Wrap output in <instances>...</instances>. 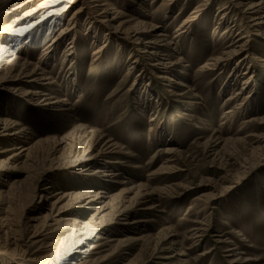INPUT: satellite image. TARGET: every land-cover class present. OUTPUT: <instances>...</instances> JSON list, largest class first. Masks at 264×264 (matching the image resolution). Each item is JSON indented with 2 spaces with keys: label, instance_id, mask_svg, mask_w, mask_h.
I'll list each match as a JSON object with an SVG mask.
<instances>
[{
  "label": "rangeland",
  "instance_id": "obj_1",
  "mask_svg": "<svg viewBox=\"0 0 264 264\" xmlns=\"http://www.w3.org/2000/svg\"><path fill=\"white\" fill-rule=\"evenodd\" d=\"M133 1L110 0L118 23L132 19L156 24L168 40L176 35V29L200 3L198 0H181L167 9L161 5L163 0ZM214 2L186 33L173 40L175 50L171 46L158 47L166 64L177 61L173 74L168 76L188 86L186 90L180 86L167 88V81L157 79L158 72L141 59L140 48L132 41L116 39L111 30L107 34L112 45L95 64H92V59L96 58L93 51L101 45L102 35L97 34L98 43L91 37H84L86 41L76 47L80 63L71 80L75 86L72 90L66 89L68 65L63 64L61 49L55 50L53 61L37 62L77 6L66 12L62 24L49 30L42 28L30 39V46L21 50L22 58L38 66L50 78L47 81L50 85L41 91L46 92L49 88L53 97L65 100L60 105L72 111L69 115H53L16 99L14 94L20 95L30 88L20 85L16 87L18 92H11L17 82H1L12 77L15 71L8 67L6 55H0V119L19 124L11 133L21 128L26 131V138L21 142L0 138V153L11 150L15 143L27 148L30 142L43 141L30 157L19 159L7 171V177H0V218L7 225V236L14 239L11 246L0 244V264H29L24 260L46 255L33 254L34 250L30 249L29 255L23 257L9 249L16 244V249L25 250L33 231L27 219L36 220L48 214V208H42L46 202L41 198L49 191H36V185L44 189L53 187L51 192L69 195L104 192L111 196L110 199H115V205L120 200V187L103 186L88 176L92 168L72 162L75 156L88 151L89 155L98 152L100 145L90 147L89 144V132L92 131L104 136L101 144L109 140L116 145L117 150L107 155L112 170L124 173V178L135 185L150 189L168 186L171 193L154 196L152 202L158 205L154 212H142V207H138L134 219L149 222L139 224L132 233L123 232L122 226L115 225L111 213L114 205L85 208L74 198L65 199L60 206L65 205L64 216L69 221L62 223L54 240L59 242L60 253L72 252L77 241L87 235L89 238L85 240L87 244H82V251L105 243V239L111 241L98 256H86L90 262L109 255L107 264H231L232 258L225 251L236 246L241 257L251 261L243 263L242 259L233 264H264V161L261 160L264 144L257 141L258 137L264 138V40L254 36L255 30L246 23L240 24L239 18L234 16L236 13L229 14L226 24L218 27L220 16L217 13L226 0ZM12 8L13 3L0 0V30L15 18ZM82 17L78 20L81 30L86 27ZM233 20L237 26L232 29L233 35L223 34L225 26L234 25ZM91 22L93 27H99L95 21ZM241 29L249 41L242 56L245 58L243 65L236 70L238 58H235L213 68V60L232 49L235 34ZM133 61H137L132 65L136 68L130 70ZM139 75L143 78L142 83L135 81ZM248 76H251L250 82L243 86V80ZM146 85L150 92L145 95L150 97H144ZM242 87L245 88L241 92L245 105L234 114L226 115L228 110L241 104V98L226 101ZM183 89L187 98L177 99L175 95ZM197 102L199 106L195 110H186L187 105ZM151 119L153 122H149ZM77 127L84 129L76 130ZM31 135H34L33 139L28 140ZM236 139L240 141L238 144L227 143L218 154L207 146L209 140ZM61 141L66 145H59ZM169 149L175 151L173 155L166 153ZM12 154L5 152L0 159L7 160ZM243 160H246V170L238 167ZM113 162L120 163L113 166ZM163 167L167 169L162 171ZM199 195H204L200 201L192 200ZM128 197L127 202L132 196ZM189 206L191 210L187 213ZM83 224L85 227L81 232L84 234L75 232ZM42 225L43 220H38V227ZM197 226L202 227L203 235L201 233V237L194 240L190 235L191 228ZM141 237L140 241L132 240ZM44 239L50 240L49 237ZM179 250L185 255L180 258L183 261L172 258ZM84 256L76 254L72 263L79 262Z\"/></svg>",
  "mask_w": 264,
  "mask_h": 264
},
{
  "label": "bare ground",
  "instance_id": "obj_2",
  "mask_svg": "<svg viewBox=\"0 0 264 264\" xmlns=\"http://www.w3.org/2000/svg\"><path fill=\"white\" fill-rule=\"evenodd\" d=\"M6 1H9V3H13V8L11 9V11L13 13L12 15L15 18L12 20L9 26L0 30V44L5 45V46H0V55L1 56L6 55L5 57L8 59V67L13 68L15 74L9 79H2V80L0 79V80L1 82H6V81L17 82L15 87L10 89L11 92H18L19 90L16 88L17 86L20 85L28 86L30 88L28 91L21 92L20 95L19 94L16 95L14 93L12 94L16 96L15 97L16 99H21L22 101H25L32 106L42 108L44 110H47L49 113L58 116L69 115L72 111L67 107L64 108V106H61L60 104L65 103V100H61L58 97H53L54 94L51 92L49 88L45 90L46 92L41 91L44 90L43 88L48 87L50 85V82H47L50 80V78L45 73V71L39 69V67L36 65H31V63H29L27 60L22 58L21 50H25V47L30 46L31 44L30 39L33 37L34 34H37V32H39L42 28L47 27V29L49 30L51 27L53 26L55 27L57 24H62L66 12L73 6H77L72 11V13L66 17L65 25L58 30V33L54 36L51 42L43 50V53L37 62L38 64H40L39 62L41 61L44 62L45 64V62L53 61V55L55 53V50H57L58 48L59 50L61 49V57L63 58V64L68 65L66 70V74H68V76L64 82L65 83L64 85H66L65 88L68 90L74 89L75 84H72L71 80H73L76 67L80 63V60L77 57L78 52L76 47L86 41L84 37L87 36L91 37L93 42L95 40L98 43L99 37H97V34L102 35L103 41L101 45L98 44L93 51V56H95L96 58L92 59V64H95L96 62H99L101 60L103 54L105 53V51H107V48L110 45H112V39H110L107 34V32H110V30H111V34H113L116 37V39L118 40L122 39L127 42L132 41L140 48L141 51L139 52L142 57L141 59H144L147 62L148 67L158 72L157 79L162 81H167V88L176 89L177 86H180L186 90L188 89V86L184 85L183 83H180L175 78L173 77L171 78L168 76L169 74H173V70H174L173 68L178 64L177 61L174 63L166 64L162 54L160 55V52H158V47L159 45L171 46L175 50L176 44H174L173 40L179 37L180 35H182L183 33H186L190 25L196 19H198L204 13H206L209 7L212 5V3H215L214 0H200V1L198 0L197 2L200 3L196 5L195 9L189 14V16L182 21V23L175 31L176 35L171 40L170 39L168 40L166 39V36L160 32V27L156 24L151 25L142 21L135 22L132 19L118 23L117 14L114 11V6H111L110 0H6ZM37 1L38 3L35 4ZM127 1L131 3L134 2L133 0H127ZM180 1L181 0H163L161 5L162 7L169 9L173 5L180 3ZM184 1L186 0H183V2ZM234 13H236L234 16L236 18H239L238 20L240 21V24L243 21L244 23L247 24V26H249V28L255 30L256 33L254 34V36L262 37L264 40V0H226V2L223 4V7L219 9L217 13V16H220V19L218 20V27L225 25L226 21L230 18V17L227 18V16L229 14L232 15ZM82 16L84 17V22L86 23L85 25L86 27L85 28L83 27V30H81L78 27L79 25L78 20ZM91 20L95 21V23H97L99 27L98 28L93 27L92 24L94 23H92ZM233 21H235L233 22L234 24L233 26H229V27L225 26L224 28L225 31L223 32V34L233 35L232 29H234L235 27L237 28V26L235 25L236 20ZM239 26L241 27L242 25ZM235 35H236L234 37L235 41L233 42L232 49L225 53H222L219 58L213 60V64H212L213 68L215 67L218 68L223 64L229 63L235 58H238V60L235 63L236 70L243 65V63L245 62V58L242 56L246 52L247 44L249 41L246 40L247 37L245 36L246 34L244 33L243 29L238 30ZM68 39L70 41L66 43V40ZM136 63L137 61H133L129 69L133 70L134 68H136V66L135 67L132 66ZM204 68L208 70L207 66H204ZM250 77L248 76L247 79L243 80L244 81L243 86L246 85L248 82H250ZM138 78L139 79L136 78L135 81L138 83H142L143 78L140 75L138 76ZM145 88L146 89L143 92L144 97H150L149 95L148 96L145 95V93L150 92V90H148L147 88V85ZM184 89L183 91H179V93L175 95L177 96V99L179 98L181 100L186 97V94L184 93ZM244 90L245 88L242 87L241 91L238 92L236 95H231L230 97H228L226 101L227 103L240 98L242 101L241 104H239V107L228 110L226 112V115L234 114L235 111L239 110L241 107L245 105V104L243 105L244 99H242V93H241ZM197 106H199V102H197L196 104L190 103L189 105H187L186 110L192 112L197 108ZM149 122H153V119H151ZM16 126H19V124H15L10 120L0 119V138H9L13 142H21L22 139H25L26 138L24 134L26 133L25 129L22 128L19 130L17 129L18 131L11 133L13 127ZM80 128L82 130L84 129L82 127H77L76 130L77 129L79 130ZM89 136L91 137L90 138L91 142H89L90 147L94 145L97 146L100 145L98 152L95 155H89L88 154L89 151L87 153H83L82 155L79 154L80 156L79 157L75 156L74 161L72 162H74V164L76 165L82 164L84 166H88L89 168H92L90 171V175L88 176H90V178L100 181L103 184V186H111L110 187L111 189L112 186L118 188L120 187V190L118 192V194H120L121 196L118 198L120 200L117 201V204L115 205V199L113 198L110 199L111 196L110 197L107 196V193L104 192L100 193L99 191V193H95V194H93L94 192L92 191L86 193L78 192V194L69 195L68 193L64 194L59 191L58 193L51 192L53 190V187L48 186L47 188L44 189L42 188L41 185H36L35 187L36 191H41L43 193L45 192V190L49 191L48 194H45L46 196H42L41 198L43 199V201L46 202L45 204H43L42 208L45 209L48 208V214L36 220L27 219L30 222L29 224L33 228V231L28 238L29 240L27 239L28 243L26 244V247L23 246L25 247V250L19 249L20 250L19 251L18 249H16L18 248L16 247V244L14 245V248L9 247V249L14 253L17 254L19 253L20 256L24 255L23 257H27V255H29L30 249L34 250L32 251L33 254L41 252L46 255L39 259H27V260L23 259L24 263L26 261L29 264H104V263L107 264L109 262L110 259L109 255H106L100 259L97 258L91 262L87 260L89 257L98 256L101 249L104 250L103 248L107 247V244L110 243L111 241L105 239V243L99 244L97 246L88 247L87 250L82 251L81 250L82 244H87V241L85 240L89 238L86 234H85L86 237L79 239L77 241V244L75 243L76 248L72 252L70 253L66 252L63 254L59 252V242L58 241L55 242L54 240L56 239L57 232L60 229L62 223L69 221L66 218V216H64L63 208L65 207V205L60 206V204L65 199L74 198L76 199V201L81 203L82 207L85 208H88L89 206L92 205L93 206L114 205L111 208V213L113 215V220L115 222V225L122 226L123 232L132 233L135 232L137 228H139L140 226L139 224L149 222V221H140L134 219L133 217L134 213L139 211L138 207L140 208L142 207L140 209V211L142 212H154L156 211L155 209L158 208V205L155 204L156 202L155 203L152 202L154 196L169 195V193H171L170 192L171 190L170 188H168V186L167 187L162 186V188H158V189L157 188L150 189L145 185H135V183L131 182L130 179L126 180L124 178V173H120L118 170L114 171L112 170V167L108 166L109 163L107 161L108 159L107 155L112 154V151H114L117 148L116 145L112 144V142L109 140L101 144L103 142L104 136L101 135L100 132L98 131L89 132ZM33 137L34 135H31V137L28 140H32ZM257 139L258 142L262 141L264 144L263 137H258ZM42 142L43 141L40 140L39 141L37 140V142L35 143L30 142L28 143L29 147L27 148H25L26 146L19 147V145H17L18 143H15L14 147L11 150L3 151L2 153H0V157L1 154L5 152L13 153L12 155H10V158L7 160L0 159V177H7L6 176L7 171L11 170L13 165L19 159H22L24 157H30V155L33 154V151L36 150V148L39 147V145ZM238 142L240 141L237 139L235 141L226 140L224 142L209 140L207 142V146L210 150L214 151L215 154H218L219 149L220 148L222 149L225 145H227V143L234 145V143L238 144ZM59 145L61 146L66 145V142L61 141ZM174 152L175 151H173L172 149L166 150V153L168 155H173ZM262 156H264V154ZM262 159L264 161V157H262L261 160ZM245 161L243 160L238 165V167L244 169L245 166L247 165ZM119 163L120 162L118 163L113 162L112 164L114 166V164H119ZM166 169L167 168L165 167L161 168L162 171ZM13 185L14 183L12 184V186ZM130 195L132 197L127 202L126 199ZM203 196L204 195L195 196L192 200L200 201L203 198ZM171 197L172 196H170V198ZM205 199L209 201L211 200V198H206V197ZM108 202L109 204H107ZM99 210L101 209L98 208V211ZM190 210L191 207L189 206L187 213H189ZM40 219L43 220V225L38 227V220ZM196 219L198 220L197 217ZM120 221H124L125 223L122 224L120 223ZM84 227H85L84 224L83 226L81 225L80 227H78V230H76L75 232H78L79 234H84L83 232H81L82 229H84ZM191 230L192 233L190 235L192 238H194V240L201 237L200 234L202 233V227L200 228V226L199 227L197 226L195 228H191ZM7 231L8 230L5 220L0 218V244H2L3 246H11L14 244L13 237H8ZM45 237H49L50 240L46 241L44 239ZM142 238L143 237L134 238L132 240L140 241L142 240ZM227 249L228 250H226L225 252L228 253V256H231L232 258L231 264L242 261L243 259L241 257L242 253H238L239 249L236 246H234V248H227ZM76 254L77 256L80 254H83L85 256L79 262L72 263L74 261L73 257L76 256ZM88 255L89 257L86 258V256ZM183 256L185 255L181 254V251L179 250L178 253H176L172 258L174 257L179 258L180 261H183L182 259H180ZM250 261H251L250 259L249 260L243 259V263Z\"/></svg>",
  "mask_w": 264,
  "mask_h": 264
}]
</instances>
